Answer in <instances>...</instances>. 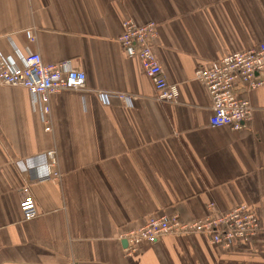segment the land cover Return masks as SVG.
<instances>
[{
    "label": "crops",
    "instance_id": "0c3cea01",
    "mask_svg": "<svg viewBox=\"0 0 264 264\" xmlns=\"http://www.w3.org/2000/svg\"><path fill=\"white\" fill-rule=\"evenodd\" d=\"M127 19L156 24L153 50L176 103L154 98L119 45ZM261 43L264 0H0L2 56L22 68L37 53L86 77L84 89L51 95L50 132L27 90L0 87V264H264V86L246 95L253 119L233 132L209 125L211 100L194 79ZM100 91L135 100L103 104ZM52 149L61 179L37 182ZM26 185L40 213L30 221ZM240 206L261 231L232 248L202 234L142 241L134 253L122 246L152 218L192 223Z\"/></svg>",
    "mask_w": 264,
    "mask_h": 264
},
{
    "label": "built area",
    "instance_id": "2783aa9c",
    "mask_svg": "<svg viewBox=\"0 0 264 264\" xmlns=\"http://www.w3.org/2000/svg\"><path fill=\"white\" fill-rule=\"evenodd\" d=\"M117 41L124 53L138 60L145 76L154 89V98L159 102L176 103L179 92L175 84L168 83L162 67L153 50L156 38V24L137 25L127 19ZM26 37L33 41V30L26 31ZM194 79L201 83L211 100L212 115L209 125L214 128L228 127L233 132L242 131L253 119L254 108L246 95L264 86V43L248 50L230 53L213 61L207 67H199ZM86 77L82 71L70 68L68 61L44 64L37 53H29L22 59V68L16 67L10 58L0 54V87L22 88L33 97L39 111L45 132L51 131V95L64 91H79L85 87ZM100 101L107 104L116 97L126 106L135 100L125 93H97ZM47 162L45 174L37 182L61 179L57 153L49 150L44 154ZM21 212L23 220L36 219L40 213L31 194L30 186L21 189ZM213 209V204L208 205ZM261 231L257 213L240 206L229 212H218L192 223L181 221L177 216L162 215L152 218L143 227L122 236L127 241L125 252L134 253L142 241L155 243L158 239L174 235H205L211 244L232 248L244 243Z\"/></svg>",
    "mask_w": 264,
    "mask_h": 264
},
{
    "label": "water",
    "instance_id": "95a60500",
    "mask_svg": "<svg viewBox=\"0 0 264 264\" xmlns=\"http://www.w3.org/2000/svg\"><path fill=\"white\" fill-rule=\"evenodd\" d=\"M122 246H123L124 248L127 247V241H126V240H123V241H122Z\"/></svg>",
    "mask_w": 264,
    "mask_h": 264
}]
</instances>
